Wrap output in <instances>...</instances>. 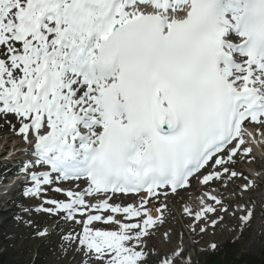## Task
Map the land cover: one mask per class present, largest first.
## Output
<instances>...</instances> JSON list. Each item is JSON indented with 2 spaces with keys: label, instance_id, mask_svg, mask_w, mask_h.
<instances>
[{
  "label": "snow or ice",
  "instance_id": "6c2138e0",
  "mask_svg": "<svg viewBox=\"0 0 264 264\" xmlns=\"http://www.w3.org/2000/svg\"><path fill=\"white\" fill-rule=\"evenodd\" d=\"M0 124L26 145L16 172L37 203L20 213L79 225L57 238L78 264H149L170 195L193 180L192 232L229 210L245 227L252 210L221 189L254 183L240 165L255 159L248 127L264 130V0H0Z\"/></svg>",
  "mask_w": 264,
  "mask_h": 264
},
{
  "label": "rangeland",
  "instance_id": "374dc122",
  "mask_svg": "<svg viewBox=\"0 0 264 264\" xmlns=\"http://www.w3.org/2000/svg\"><path fill=\"white\" fill-rule=\"evenodd\" d=\"M255 129L258 133H262L261 130ZM24 145L19 135L0 124V151L4 150L6 154V158L1 157L0 162L2 161V164L8 166L4 173L6 172L9 176L13 174L11 170L18 166L19 162L17 163L16 158L24 159L21 151L19 152V149L21 150ZM254 147L258 148L256 144ZM254 147L251 148L252 156L255 159L250 157L249 160L240 165L245 176L254 183H251V186L242 194L240 189L236 188L237 184L243 183L242 181H237L236 184L228 186V190L221 189L222 192H225L224 197L233 201L234 208L247 205L252 210L253 215L247 226H241L239 211L237 212L239 214L233 215L232 210H229L228 215L217 227H212L209 224L207 231L203 233L199 229L192 232L188 227L191 219L183 213V208L186 205L196 207L192 205L193 203L189 205V201L199 202V186L194 181L193 187L187 192L183 191L180 195H170L171 199L169 198L168 204L171 213H166L163 225L147 241L148 249L152 250L149 256V264L156 260L157 252L170 253L181 244L184 250L185 264H208L206 262V250L208 251L210 245L214 243L217 249L214 251L224 253L226 244L236 237H241L238 238L241 242L236 247L238 255L258 256L260 254L264 247V151L254 150ZM10 152L12 155L8 156L7 154ZM254 166L257 169H254ZM0 181H2L1 176ZM5 181H9V179L6 178ZM18 183L20 182L16 183L13 190H17V192L10 193L3 198H1L3 196L1 193L7 185H0V257L5 256L4 260L10 264H78L80 256L77 254V249L74 246H66V241L64 244L57 243V238L61 231L67 232L74 229L79 232L80 226L71 221L65 224L41 212L33 211L27 215L20 213L19 204H30L35 207L37 202L22 197L23 187L19 190ZM233 189L236 195H232ZM49 195L55 196L56 194L50 193ZM10 200L15 201V203L8 204L7 202ZM17 213L21 214L24 221H27L28 216H30L34 223L31 226H28L26 222L18 223L13 219ZM57 223H60L59 228H56ZM168 227L172 230H169ZM36 229L52 233V235H45L43 238L39 235H31Z\"/></svg>",
  "mask_w": 264,
  "mask_h": 264
},
{
  "label": "trees",
  "instance_id": "16d2710c",
  "mask_svg": "<svg viewBox=\"0 0 264 264\" xmlns=\"http://www.w3.org/2000/svg\"><path fill=\"white\" fill-rule=\"evenodd\" d=\"M239 241L240 240L238 239H234L228 242L224 253H220L219 251H209V249L208 251L206 250V262H208V264H264V247L258 256L243 254L238 255L236 247H238ZM4 259L5 256L0 257V264H10Z\"/></svg>",
  "mask_w": 264,
  "mask_h": 264
},
{
  "label": "bare ground",
  "instance_id": "6f19581e",
  "mask_svg": "<svg viewBox=\"0 0 264 264\" xmlns=\"http://www.w3.org/2000/svg\"><path fill=\"white\" fill-rule=\"evenodd\" d=\"M248 131H250L251 133H252V136L251 137H246V139L249 141L248 143H249V146L250 147H254L255 146V144L257 145V147L258 148H256V147H254V150H259L260 149V151L261 150H263L264 151V136L262 135V134H260V133H257V130L255 129V128H252V127H248ZM261 132H262V130H261ZM254 145V146H253ZM21 150H19V152H20ZM20 153H22V152H20ZM19 153V154H20ZM264 155V154H263ZM16 156V155H15ZM17 180V181H16ZM18 181H20V179H15V180H13V179H11L10 180V183L9 184H7V186H5V190H2V193L4 194V192H6V191H9L10 193L15 189V186H16V183L18 182ZM3 186V185H2ZM1 191V190H0ZM2 193H1V195H2ZM225 194V192H223V195ZM180 195V194H179ZM177 197V196H176ZM171 199V198H170ZM192 199H194V198H192ZM170 203V202H169ZM191 203H193L192 205L195 207L196 205H197V202H195V201H189V205H191ZM186 206H188V205H186ZM192 207V206H191ZM237 214H239V213H237ZM258 232H261L260 230H258ZM259 238V237H258ZM258 251V250H257Z\"/></svg>",
  "mask_w": 264,
  "mask_h": 264
}]
</instances>
